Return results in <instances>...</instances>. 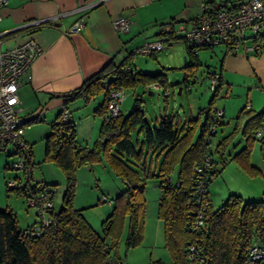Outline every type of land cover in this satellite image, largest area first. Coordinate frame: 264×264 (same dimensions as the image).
<instances>
[{
	"label": "trees",
	"instance_id": "1",
	"mask_svg": "<svg viewBox=\"0 0 264 264\" xmlns=\"http://www.w3.org/2000/svg\"><path fill=\"white\" fill-rule=\"evenodd\" d=\"M260 34L264 37L262 31ZM198 48L208 47H195L186 42L185 51L189 62L180 67L189 73L185 71L186 82H192L189 77L196 74L201 64ZM127 66L129 69H126ZM162 75L137 69L132 65V53H129L118 63L111 61L102 66L81 87L69 93L64 104L73 102L78 96L89 101L93 95L102 93V102L95 110L103 114L111 90L137 84L146 88L155 81L164 88L166 81ZM217 88L209 98L208 106L213 105ZM139 101L136 97L127 114L122 115L119 111L117 116L108 121L103 118L99 127V140L93 149L77 145L74 118L70 116L71 120L63 121V108H60L51 124L52 131L45 137L44 155L51 157L65 175L66 186L61 206L50 212L51 223L34 236L23 232L25 226H19L12 208L0 207V264H109V259L114 264H125L122 262L124 259L116 255L115 249L120 243L126 217L125 247L128 249L141 242L145 216L144 188L149 177L155 178L156 187L160 189L156 211L163 221L164 248L171 258L168 264H189L188 246L191 244L197 245V256L207 264H264V256L250 258V249L253 247L264 254V193L260 199L249 201L230 194L217 207H213L210 200L204 208L203 223L198 231L190 228L198 207L195 183L198 174L195 173L194 165L202 161L206 152L204 137L212 122L209 112L205 114L204 122L192 140L195 126L191 124L186 130L179 128L174 125L171 116H162L157 124L150 126ZM40 115L28 116V125L40 120ZM235 122L245 138V144L235 153L234 159L247 171L255 173L258 169L249 165L248 157L251 145L256 140L253 133L264 125V110L256 112L243 106ZM256 141L260 158L264 160V136ZM225 145L226 138L216 143L215 149L212 147L213 155L215 150L221 164L226 162L223 159ZM30 150L32 155V146ZM101 158L121 179L124 188L116 197L112 212L102 221V234H99L84 219L80 209L73 206L72 199L78 165L95 159L100 161ZM214 159L213 156L208 176L202 178L207 187L219 173L218 161ZM175 169L179 175L174 173L172 181H166L165 176L173 174ZM45 185L50 184L45 182ZM8 189L18 193L12 187Z\"/></svg>",
	"mask_w": 264,
	"mask_h": 264
},
{
	"label": "crops",
	"instance_id": "2",
	"mask_svg": "<svg viewBox=\"0 0 264 264\" xmlns=\"http://www.w3.org/2000/svg\"><path fill=\"white\" fill-rule=\"evenodd\" d=\"M207 1L212 6L222 7L230 0ZM197 13V0H8L6 5L0 7V47H12L27 38L33 39L40 47L38 56L30 64L18 89L21 114L31 117L42 109L39 114L49 112L52 116L54 113L57 116L63 105L71 111V104L85 99L78 96L73 102L64 104L65 97L81 87L102 66L111 61L120 62L136 47L153 39L161 38L163 47L164 42L169 43L176 38L184 41V32L192 26ZM118 15L129 20V27L125 30L119 31L113 26V20ZM28 20H39V23L22 27ZM76 21H82L81 27L67 33ZM261 31L264 33V29ZM184 46L186 50L185 41ZM221 46L216 53L218 63L208 64L205 73L201 74L203 80L207 78L208 70H215L220 74L221 82L213 103L223 109L219 127L224 124V120L235 118L239 109L245 107L247 102L256 112L264 110V47L254 55L247 53L244 45L232 53L227 51L225 45ZM184 56L185 62L181 67L189 62L186 53ZM156 71L163 74L167 83L164 71ZM182 71L183 78L178 82L179 93L185 89L191 90L199 79L196 73L192 78L189 77L192 82H186L184 78L188 72ZM186 84H191V88L187 89ZM148 87L155 88L152 84ZM211 96L210 92L202 108L208 106ZM200 109L196 116L189 111V115H184L180 120L178 118L179 122L176 124L184 130L191 124L195 126L192 140L205 119V114ZM77 125L74 128L76 140L79 133ZM94 125L95 122L90 127V137L94 135ZM77 145L80 147L78 142ZM37 177L49 182L44 176ZM154 184L156 187V182ZM27 216L25 214L23 226L18 221L20 227L35 223L34 218L29 220Z\"/></svg>",
	"mask_w": 264,
	"mask_h": 264
},
{
	"label": "rangeland",
	"instance_id": "3",
	"mask_svg": "<svg viewBox=\"0 0 264 264\" xmlns=\"http://www.w3.org/2000/svg\"><path fill=\"white\" fill-rule=\"evenodd\" d=\"M264 29V28H262ZM218 48L221 45H215L209 48H198V57L200 65L196 75L198 80L195 87L191 90H182L178 93V82L182 80L181 64H184L185 46L180 38L165 43L161 50L145 54H132V63L145 73H156V69L164 71L167 76V85L169 94L162 93V87L151 88L137 84L133 87H126L122 102H119V110L122 115L127 114L131 109L135 98L140 99L144 110V116L150 126L155 125L157 120L164 114L171 116L178 124V118L183 119L190 112L196 116L199 108L206 101L210 91L208 89V80L202 79L208 64H216ZM184 50V52L182 51ZM189 59V58H188ZM202 74V75H201ZM201 75V76H200ZM184 89V88H183ZM102 102V94H95L89 101H80L71 104V113L79 131L77 142L80 147L93 149L96 141L99 140V125L103 121V114L95 109ZM42 111L36 112V115ZM190 111V112H189ZM40 115V120L31 122L24 131V139L32 146L35 166L33 176H44L49 180V186L54 192V209L61 206L62 195L66 186L63 170L54 162L51 157L45 154V137L52 131V122L55 120L56 113L52 116L49 112ZM203 117H201L202 120ZM53 120V121H51ZM236 117L230 121L224 120V124L218 127L217 133L213 136V148L216 143L226 138L224 150L225 164L219 162V155L214 150V160L218 161L219 173L211 180L208 190L213 207H217L230 194L241 196L244 201L258 200L264 193V160H262L257 141L251 145L248 157L249 165L255 166L258 170L255 173L247 169L236 159L234 155L245 144V138L239 127H236ZM94 125V135L90 137L89 131L91 125ZM226 122V123H225ZM177 126V125H176ZM195 132L193 133V137ZM135 133L133 134V138ZM132 138V139H133ZM215 149V148H214ZM13 150V146H8L6 151L0 150V207H11L18 215L20 226L25 224V214L29 220L38 218L33 206H29L26 198L15 190L8 189L6 181L20 172L9 168L12 156H6ZM150 155V154H149ZM160 160V157L159 159ZM173 177H175L176 169ZM75 187L72 203L76 209H80L82 216L97 233L102 234V221L112 212L116 203V197L123 190L124 184L121 179L115 176L111 167L103 160L95 159L90 162L79 164L75 171ZM155 178L146 179L144 188L145 197V216L142 228L141 242L135 246L128 247L124 245V239L127 235L128 218H125L121 239L116 250V255L123 258L125 264H168L170 256L164 248L163 221L157 215V198L160 191L154 187ZM103 196L105 200L103 201ZM27 211V213H26ZM112 254L114 250L112 249Z\"/></svg>",
	"mask_w": 264,
	"mask_h": 264
},
{
	"label": "built area",
	"instance_id": "4",
	"mask_svg": "<svg viewBox=\"0 0 264 264\" xmlns=\"http://www.w3.org/2000/svg\"><path fill=\"white\" fill-rule=\"evenodd\" d=\"M8 0H0V7L6 5ZM199 13L192 26L184 32L183 39L191 46L214 47L215 45H225L228 52H236L237 48L244 45V49L249 54H256L264 47V37L260 36L264 28V0H230L226 6L214 7L206 0H197ZM1 18V15H0ZM39 20H28L22 25L38 24ZM82 21H76L67 30V33L78 30ZM115 29L122 31L129 27V20L122 15H118L113 20ZM2 32H0V39ZM246 42V43H244ZM163 40L153 39L136 47L132 53L149 55L161 50ZM40 47L37 43L27 38L21 43L8 48L0 47V150H6L8 146H13L9 168L20 172L19 176L6 181L8 187L18 190V193L26 198L29 206L35 209L38 221L32 226H25L24 233L31 235L40 234L42 227L51 223L50 212L54 209V192L50 186L45 185L42 179L33 176L35 166L34 157L31 155V146L24 139L25 128L28 127L27 115L21 114V107L18 98V89L22 85L24 75L29 69L32 61L38 56ZM126 69H129L127 66ZM208 89L211 94L220 85V74L215 70H208ZM155 89L162 87L158 81L152 83ZM190 89L191 84H186ZM164 96L169 94L168 89L161 88ZM125 92L123 88L111 90L106 110L103 113L104 120L117 116L119 113V102H122ZM61 118L63 121L71 120V112L64 105ZM250 108L249 103L245 104V109ZM203 113L209 112L212 122L208 127V132L204 137L206 152L200 163L194 165L196 179V200L198 207L195 209L196 218L190 222V228L198 231L202 225L204 208L210 202L208 187L202 178L208 176L209 167L213 159V136L217 132L219 123L223 117L222 107L216 105L203 107ZM75 124V122H74ZM254 137L259 140L264 136V125L254 131ZM173 174L165 176L166 181H172ZM178 184V183H177ZM103 201L105 197L103 196ZM189 248V264H207L197 256V245L191 244ZM251 259L264 256L257 247L250 249ZM198 258V259H197ZM109 264H114L109 259Z\"/></svg>",
	"mask_w": 264,
	"mask_h": 264
},
{
	"label": "water",
	"instance_id": "5",
	"mask_svg": "<svg viewBox=\"0 0 264 264\" xmlns=\"http://www.w3.org/2000/svg\"><path fill=\"white\" fill-rule=\"evenodd\" d=\"M186 57L184 56V59H185ZM178 93L180 92V89H178V91H177ZM179 171H177L175 174H176V176H178L179 174Z\"/></svg>",
	"mask_w": 264,
	"mask_h": 264
}]
</instances>
